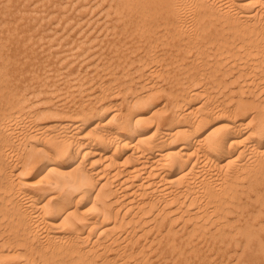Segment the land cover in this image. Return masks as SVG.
Masks as SVG:
<instances>
[{"label":"bare ground","instance_id":"6f19581e","mask_svg":"<svg viewBox=\"0 0 264 264\" xmlns=\"http://www.w3.org/2000/svg\"><path fill=\"white\" fill-rule=\"evenodd\" d=\"M262 125L264 0H0V264H264Z\"/></svg>","mask_w":264,"mask_h":264},{"label":"snow or ice","instance_id":"6c2138e0","mask_svg":"<svg viewBox=\"0 0 264 264\" xmlns=\"http://www.w3.org/2000/svg\"><path fill=\"white\" fill-rule=\"evenodd\" d=\"M252 123H253V121L249 120V124L252 125ZM254 135H260L261 137H264V125L261 126L259 132H257L255 127L250 126L249 129H248V132L246 134V138L250 137V136H254ZM262 150H264V145H262ZM40 183H43V181H41Z\"/></svg>","mask_w":264,"mask_h":264},{"label":"rangeland","instance_id":"374dc122","mask_svg":"<svg viewBox=\"0 0 264 264\" xmlns=\"http://www.w3.org/2000/svg\"><path fill=\"white\" fill-rule=\"evenodd\" d=\"M94 29V28H93ZM97 30V29H96Z\"/></svg>","mask_w":264,"mask_h":264}]
</instances>
